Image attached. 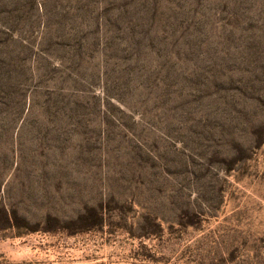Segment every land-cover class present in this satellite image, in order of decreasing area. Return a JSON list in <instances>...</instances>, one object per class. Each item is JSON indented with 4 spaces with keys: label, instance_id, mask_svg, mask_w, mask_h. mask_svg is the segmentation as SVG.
Listing matches in <instances>:
<instances>
[{
    "label": "rangeland",
    "instance_id": "1",
    "mask_svg": "<svg viewBox=\"0 0 264 264\" xmlns=\"http://www.w3.org/2000/svg\"><path fill=\"white\" fill-rule=\"evenodd\" d=\"M0 264H264V0H0Z\"/></svg>",
    "mask_w": 264,
    "mask_h": 264
},
{
    "label": "trees",
    "instance_id": "2",
    "mask_svg": "<svg viewBox=\"0 0 264 264\" xmlns=\"http://www.w3.org/2000/svg\"><path fill=\"white\" fill-rule=\"evenodd\" d=\"M101 217V216H100ZM193 217V216H192Z\"/></svg>",
    "mask_w": 264,
    "mask_h": 264
}]
</instances>
